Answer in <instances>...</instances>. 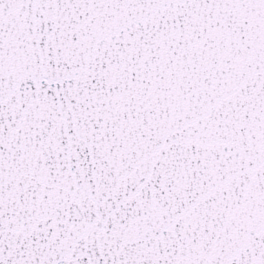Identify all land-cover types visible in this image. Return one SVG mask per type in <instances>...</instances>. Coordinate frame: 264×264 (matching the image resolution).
<instances>
[{
    "label": "snow or ice",
    "instance_id": "1",
    "mask_svg": "<svg viewBox=\"0 0 264 264\" xmlns=\"http://www.w3.org/2000/svg\"><path fill=\"white\" fill-rule=\"evenodd\" d=\"M0 264H264V0H0Z\"/></svg>",
    "mask_w": 264,
    "mask_h": 264
}]
</instances>
